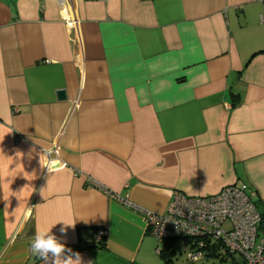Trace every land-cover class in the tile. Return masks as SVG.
<instances>
[{"label":"crops","instance_id":"1","mask_svg":"<svg viewBox=\"0 0 264 264\" xmlns=\"http://www.w3.org/2000/svg\"><path fill=\"white\" fill-rule=\"evenodd\" d=\"M240 182L264 195L260 1L0 0V264L50 229L164 264L143 212Z\"/></svg>","mask_w":264,"mask_h":264},{"label":"built area","instance_id":"2","mask_svg":"<svg viewBox=\"0 0 264 264\" xmlns=\"http://www.w3.org/2000/svg\"><path fill=\"white\" fill-rule=\"evenodd\" d=\"M258 1L264 5V0ZM19 139L14 137L15 142ZM56 166L48 161V168ZM143 213L159 244L171 238L191 239L186 254L191 261L205 258L218 247L241 257V264H264V195H257L246 183H231L208 195L176 191L164 212ZM104 234V229L97 230L96 241Z\"/></svg>","mask_w":264,"mask_h":264},{"label":"clouds","instance_id":"3","mask_svg":"<svg viewBox=\"0 0 264 264\" xmlns=\"http://www.w3.org/2000/svg\"><path fill=\"white\" fill-rule=\"evenodd\" d=\"M60 222L65 225L60 229L62 233L66 232L68 226H74L72 223ZM29 250L44 264H84L82 255L67 248L60 239L51 233V229L38 230L33 237ZM88 264H91V262H88Z\"/></svg>","mask_w":264,"mask_h":264},{"label":"trees","instance_id":"4","mask_svg":"<svg viewBox=\"0 0 264 264\" xmlns=\"http://www.w3.org/2000/svg\"><path fill=\"white\" fill-rule=\"evenodd\" d=\"M233 100V105L237 104L238 99L236 96L232 97ZM177 239H181L183 240L184 244H191V239L189 238H171V239H165L161 242V245H159L157 247V254L158 256L162 259L164 264H171L173 261V257H174V251H173V243L175 240ZM98 246L103 247L104 244H98ZM67 248H70L72 251H80L82 249H85L86 247L81 246L80 244L76 243V244H71V245H66ZM218 248V247H217ZM217 248H212L210 249L211 253H207L205 255V258H209V257H221L223 256L221 259L223 260L224 258H232V256L228 255L226 252H222V251H218ZM223 254V255H222Z\"/></svg>","mask_w":264,"mask_h":264},{"label":"rangeland","instance_id":"5","mask_svg":"<svg viewBox=\"0 0 264 264\" xmlns=\"http://www.w3.org/2000/svg\"><path fill=\"white\" fill-rule=\"evenodd\" d=\"M174 257L171 264H241V257L233 255L232 258L209 257L201 258L195 261H191L187 258L188 244H184L183 240L177 239L173 243ZM223 255V254H222Z\"/></svg>","mask_w":264,"mask_h":264},{"label":"water","instance_id":"6","mask_svg":"<svg viewBox=\"0 0 264 264\" xmlns=\"http://www.w3.org/2000/svg\"><path fill=\"white\" fill-rule=\"evenodd\" d=\"M58 98L59 99H65L66 98L64 90L58 91Z\"/></svg>","mask_w":264,"mask_h":264}]
</instances>
